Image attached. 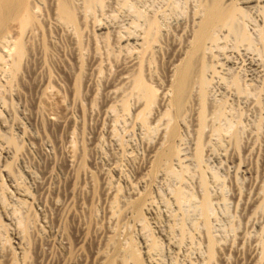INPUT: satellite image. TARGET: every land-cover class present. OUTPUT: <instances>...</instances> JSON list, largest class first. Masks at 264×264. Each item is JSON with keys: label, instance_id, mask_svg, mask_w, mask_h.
I'll list each match as a JSON object with an SVG mask.
<instances>
[{"label": "rangeland", "instance_id": "obj_1", "mask_svg": "<svg viewBox=\"0 0 264 264\" xmlns=\"http://www.w3.org/2000/svg\"><path fill=\"white\" fill-rule=\"evenodd\" d=\"M69 1L74 25L59 15L58 0H26L36 20L23 32L22 12L0 0V264H122L131 243L144 264H264V74H252L247 64L257 47L238 50L232 38H223L228 48L213 50L229 49L235 66L208 73L202 165L175 160L178 175L153 171L150 149L163 131L161 107L146 122L139 117L141 103L121 68L147 18L156 17L171 38L165 44L162 37L160 54L143 76L161 90L173 61L170 44L182 40L172 25L187 20L196 1L101 0L104 5L90 8L85 0ZM251 10L243 24L263 49L264 14ZM20 35L27 47L16 75L12 47ZM235 76L244 90L236 91ZM122 98L129 99L126 110ZM188 122L180 141L187 151L196 136ZM139 197L145 199L142 220L131 208ZM208 235L216 241L213 261Z\"/></svg>", "mask_w": 264, "mask_h": 264}, {"label": "bare ground", "instance_id": "obj_2", "mask_svg": "<svg viewBox=\"0 0 264 264\" xmlns=\"http://www.w3.org/2000/svg\"><path fill=\"white\" fill-rule=\"evenodd\" d=\"M2 1L6 5H8L10 8L19 9L20 12H22V16H20L22 17V19L20 20V22L22 21L21 25L24 29L23 32H25L26 29H29L28 28L29 26L34 24L36 20V16L32 8L28 6L27 4L28 2H26V0H2ZM172 1H173V4L175 3V5H178L177 0H171V2ZM195 1H196V6L192 14L190 15V17L188 15L187 20L180 18L179 20H176L177 21L176 24L172 25L174 26L173 27L174 32H176V34H180L181 35L180 38L182 40L180 39H179L180 41L177 40L179 42H176V40H174L175 42H173V44H170V42H168V44H170L172 47L171 53H173L172 54L173 61L170 65L169 73L166 79V84L162 86L161 90L147 83V81L145 80L143 76L144 68L152 64L153 63L152 61L157 56V54H160L159 52L161 51V48H162V45H161L162 37L164 36V34H166L165 32L164 33L162 32L163 30L162 26L159 23V21L156 19V17L149 16L147 18L148 24L146 23L147 27L142 33L143 36L141 34L142 36V37L140 36L141 39L138 38L140 42H137L134 45L137 47V48L134 47L136 49L135 53L130 58V60L128 59L129 61L123 66V68H121L123 72L128 73V78H126V80L129 79V82H130L129 84L131 85V91H130L131 95H136L138 97L137 99H139L138 101L141 103L140 105L141 109L139 110L140 112L138 115L139 117H142L145 121V118L147 119L148 113H150V111H152V109L155 106L158 105L161 107L159 122L157 123H159V125L163 127V131L161 133L158 144L152 149H150V151L152 152V155L150 153L151 159L149 163H150V166H152L153 171L156 169H160V168H166L169 172H171L172 175H178L177 172H176L177 174L174 172V168L172 167V163L175 160L178 161V163L180 162L179 164H181L183 167L186 166L187 165L186 163L188 162H193L198 166H201L203 163L205 146H207V144L205 145L206 141L204 140V134H205L204 130L206 129V126L208 125V122H209L208 120V107H209L208 88L210 85V80L208 78V73L212 69H216V66L217 67L229 66V68L230 66H232L233 68L234 61H235V60L234 61L232 60L233 59L232 54L228 53L229 49L224 50L225 51L224 53H219L221 52V50L217 54L213 52L214 49L216 48L218 49L220 47H221L220 49H222L223 46L226 45V42H223L222 39L232 38L233 40L232 42H234V45L235 47H237L238 50L240 49V47H244L246 48V50L252 47H257V49L255 50L256 51L258 50L259 53L257 52L258 54L256 55V53L253 51L256 56L254 55L250 56V54H247L248 56H250L249 59H247L249 60L248 63L246 62L247 61L246 59L244 60H245V63L248 64V70L252 74L253 73L264 74V61H263L264 59L261 58V57H264V48L263 49L258 48L256 44L257 41H255L252 38L253 36H250V34H248L249 31L247 32V30H245L244 25L246 23L243 24L244 23L243 19L245 20L246 16L247 15L249 16L248 12L249 10L252 11L251 9L253 8L254 10L259 9L264 14V0H195ZM85 2L89 8L92 7L93 5L95 6V5L103 4L101 0H85ZM56 9L59 15L61 16V18L67 24L74 25L76 23V15H75L76 11L74 10V7L71 5L69 0H58ZM104 29L105 28L103 27L100 28L101 34H106L108 32V30L106 32V30ZM23 32H22V35L24 34ZM120 33L118 34V36L121 35ZM168 35L170 39L171 35L169 33ZM19 37H20L19 41L17 40L18 42H16V44L13 45L12 47L13 50H15L14 51L15 60L13 59L14 60L13 63H14V73L16 75H17L16 71H18L19 64H21L20 62L22 61V59L24 58L26 54V47H27V46L25 47L23 40H21L22 39L21 37L23 36L20 35ZM105 37H107V35ZM167 38H165L164 36L165 44L167 40H169ZM129 42L131 43V41ZM228 46L229 45H226L227 48ZM249 50H252V49H249ZM226 51L228 52L226 53ZM237 53H239V51ZM240 53L238 55H240ZM243 54L244 53H242L241 55L242 57L244 56ZM234 55L237 56L236 54ZM213 58L216 60V63L214 62ZM238 63H240V61ZM123 74H126V73H123ZM260 76H263V75L258 74V77ZM126 82H128V80ZM232 84L237 89L236 91L244 90L242 89L241 87L242 83H240V80L237 76L233 78ZM126 87L128 89V86ZM125 92H127V90ZM122 99H123L122 106L126 110L128 108L129 99H124V98ZM222 108L223 107L221 105L217 106L216 109L214 108L216 116L222 115L223 113ZM190 119H191V123H193L195 127L196 136L193 141L192 147L190 148L189 151H187L180 144L181 143L180 141L182 140L181 127L185 125L186 122L189 123L188 121ZM218 127H217V130L219 131L221 126L219 127V129ZM233 132H232L233 134L232 137L235 140V142L238 143L240 140L239 130H236ZM11 143L14 144L13 141H11ZM153 171H150V172H153ZM201 179H202L203 186H205L206 184L205 178H201ZM179 193H182V191L176 194H179ZM205 193H208V192L205 191ZM178 196H177L178 198L181 197V195H178ZM203 198H204L203 205H204L206 212L208 213V210L211 209L210 196H208V194H205ZM144 203H145V199L142 197H139L136 200L134 199V201L131 203L132 211L137 219H141V220L143 219L142 206ZM3 206H4L3 199H1L0 197V207L3 208ZM205 217H207V214L205 215ZM16 236L18 237V239H20V241L21 240L24 241L26 237V235H23V234H18ZM208 236H209L208 237V257H209V260L211 261L212 259H214V255L216 252L215 251L216 241L212 235H208ZM151 243H152L151 248L155 247L156 249L159 245V243L155 240H153V242L151 241ZM22 256L23 258H26V255L24 252H22ZM129 261H131L132 264H144L143 260H141L139 257L138 251L136 250L135 246L132 243L129 246V248L126 250V254L123 259L122 264H128ZM10 263L14 264V262L12 261ZM108 264H115V259L108 262Z\"/></svg>", "mask_w": 264, "mask_h": 264}]
</instances>
